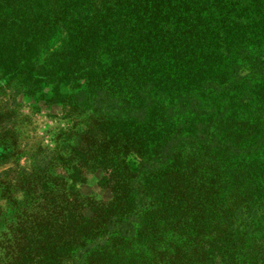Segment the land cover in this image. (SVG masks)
I'll list each match as a JSON object with an SVG mask.
<instances>
[{"label": "trees", "instance_id": "obj_1", "mask_svg": "<svg viewBox=\"0 0 264 264\" xmlns=\"http://www.w3.org/2000/svg\"><path fill=\"white\" fill-rule=\"evenodd\" d=\"M46 85L51 148L0 127V264H264V0H0V124Z\"/></svg>", "mask_w": 264, "mask_h": 264}, {"label": "rangeland", "instance_id": "obj_2", "mask_svg": "<svg viewBox=\"0 0 264 264\" xmlns=\"http://www.w3.org/2000/svg\"><path fill=\"white\" fill-rule=\"evenodd\" d=\"M64 42L60 34H54L48 38L47 41L38 44L33 52L32 59L34 64L37 61L45 64H54L60 61V56L65 50ZM38 89L41 86H37ZM50 85H46L42 88V91L30 90L27 96L23 94H16L15 102L13 103L10 92L3 96V99L7 100V106L9 111H14L17 115L15 117L5 120L1 126L10 127L13 134H17L13 138L15 145H10L14 149V154L23 153L33 161L36 159L38 153V147L51 148L52 139L56 134L57 130L63 129L61 122L62 110L57 104L46 103L47 97L51 94L50 89L53 88ZM34 93V94H33ZM43 94L42 95H40ZM32 94V95H31ZM45 102V103H44ZM14 119V122L12 121ZM13 122V123H12ZM2 132V130H0ZM8 145V144H7ZM9 153V149L6 151H0V173L5 171L7 168L12 167L14 171L9 173H19L17 168H14L12 163L15 162L16 156H3ZM22 155V154H19ZM23 158L19 159V167L21 173H30V168L24 164ZM94 177H98V172H95ZM90 178V176H87ZM82 184L79 186L80 191L83 194L89 192L101 193V191L94 185ZM3 206V203H0ZM5 210V209H4Z\"/></svg>", "mask_w": 264, "mask_h": 264}]
</instances>
